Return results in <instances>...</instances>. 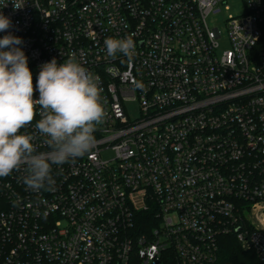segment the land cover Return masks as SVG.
<instances>
[{"label": "built area", "instance_id": "1", "mask_svg": "<svg viewBox=\"0 0 264 264\" xmlns=\"http://www.w3.org/2000/svg\"><path fill=\"white\" fill-rule=\"evenodd\" d=\"M242 1L218 53L207 17L225 0H0L34 87L75 58L107 111L53 191L26 189L23 168L0 178V264H216L227 235L264 264V0ZM128 35L134 61L109 57L104 39Z\"/></svg>", "mask_w": 264, "mask_h": 264}, {"label": "clouds", "instance_id": "2", "mask_svg": "<svg viewBox=\"0 0 264 264\" xmlns=\"http://www.w3.org/2000/svg\"><path fill=\"white\" fill-rule=\"evenodd\" d=\"M24 3L12 0L14 10ZM11 26V19L0 12V32ZM22 44L11 33L0 38V178L23 168L26 189L51 192L56 185L53 166L90 154L96 145L94 133L107 117L102 81L75 58L62 63L52 58L40 66L34 87ZM104 49L112 58L122 54L128 63L136 56L132 35L106 37ZM134 87L143 90L144 85L136 81ZM38 139L47 151L39 150Z\"/></svg>", "mask_w": 264, "mask_h": 264}, {"label": "rangeland", "instance_id": "3", "mask_svg": "<svg viewBox=\"0 0 264 264\" xmlns=\"http://www.w3.org/2000/svg\"><path fill=\"white\" fill-rule=\"evenodd\" d=\"M218 7L220 11L211 14L207 17V22L212 27H218L221 32V37L219 38V49L218 53L229 47V37L227 28V19L233 15H239L244 11V3L242 0H225V2H220ZM129 114L131 117L138 115V105L136 103H128L127 105ZM111 152H106L104 155H110Z\"/></svg>", "mask_w": 264, "mask_h": 264}, {"label": "trees", "instance_id": "4", "mask_svg": "<svg viewBox=\"0 0 264 264\" xmlns=\"http://www.w3.org/2000/svg\"><path fill=\"white\" fill-rule=\"evenodd\" d=\"M3 208L4 202L0 195V210ZM221 242L220 256L216 264H261L256 254L242 248L234 236H222Z\"/></svg>", "mask_w": 264, "mask_h": 264}]
</instances>
